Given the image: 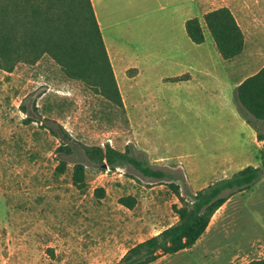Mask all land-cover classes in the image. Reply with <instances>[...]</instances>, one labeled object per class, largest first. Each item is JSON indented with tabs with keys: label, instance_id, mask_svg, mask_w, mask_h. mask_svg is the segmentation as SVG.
<instances>
[{
	"label": "rangeland",
	"instance_id": "374dc122",
	"mask_svg": "<svg viewBox=\"0 0 264 264\" xmlns=\"http://www.w3.org/2000/svg\"><path fill=\"white\" fill-rule=\"evenodd\" d=\"M234 5L245 10L246 37L245 50L234 61L254 68L264 60V0H237ZM249 20L253 25L245 29ZM191 44L192 57L200 55L207 68L220 72L215 46L209 41ZM224 62L223 72L233 78L236 71ZM134 72L130 68L127 74ZM159 73L153 70L136 83L120 80L126 122L93 90L67 79L47 56L10 73L0 69V264H113L130 246L174 223L172 206L181 205L179 196L189 199L218 179L210 176L213 172L261 165L263 142L236 122V107L226 103L228 99L233 106V90L223 88L219 107L201 91L190 95V107H172V93ZM146 88L157 90L158 109L138 106ZM21 104L30 113L38 106L42 118L62 125L78 147L108 142L123 150L133 144L152 167L171 178L152 180L126 166L101 170L81 151L57 173L58 138L44 127L48 121H25ZM201 108L208 110L210 120ZM75 161L85 165L82 189L72 183ZM97 188L103 189L101 197ZM230 192L195 246L149 264H247L264 257V170L249 188ZM126 196L133 199L132 207L120 202Z\"/></svg>",
	"mask_w": 264,
	"mask_h": 264
},
{
	"label": "trees",
	"instance_id": "16d2710c",
	"mask_svg": "<svg viewBox=\"0 0 264 264\" xmlns=\"http://www.w3.org/2000/svg\"><path fill=\"white\" fill-rule=\"evenodd\" d=\"M185 30L196 44L204 41V30H207L223 60L235 58L244 47L243 32L225 6L206 12L202 22L196 17L188 19ZM44 56L53 60L67 79L79 81L93 90L128 122L90 0H0V69L10 73L18 65H34ZM232 100L240 116L254 130L256 139L263 142L261 165H246L231 176L190 194L189 199L179 196L178 187L172 185L181 201V205L172 206L177 220L130 246L113 264H149L161 255L192 247L230 191L249 188L260 177L264 170V65L234 87ZM20 109L26 115L25 121L49 122L44 127L59 140L55 148L57 173H63L69 159L81 151L101 170L126 166L152 180L171 178L165 170L152 167L146 154L133 144H126L123 150L108 142L103 146L78 147L62 125L55 120H44L35 104L32 114L24 104ZM84 175V163L75 161L71 179L80 189L85 186ZM95 193L101 197L103 189L97 188ZM120 202L132 207L134 201L126 196ZM247 264H264V257L251 259Z\"/></svg>",
	"mask_w": 264,
	"mask_h": 264
},
{
	"label": "crops",
	"instance_id": "0c3cea01",
	"mask_svg": "<svg viewBox=\"0 0 264 264\" xmlns=\"http://www.w3.org/2000/svg\"><path fill=\"white\" fill-rule=\"evenodd\" d=\"M90 1L125 110L127 109V105L119 83L120 80L124 83L125 81L136 83L140 79H144L151 71L159 69V71L161 70V73L158 75L159 79L166 82L169 91L172 93L169 101L172 107L179 104L190 107L191 104L188 98L195 91H201L200 93L203 94L205 99L209 100L210 103H214L216 107H219L220 104H217V101L224 87L228 91L233 90L243 79L254 74L264 65V60L254 68H251L250 62L239 63L234 61L243 53L246 44L244 23L241 19V14L245 10L241 12L235 8L234 1L237 0ZM223 6L229 8L244 35L242 52L234 59L226 60L230 62V67L234 68L233 71H236L233 74V78L230 77L228 71L223 72L225 60L218 53L219 58H217V62L220 68V72L218 73L207 68L205 60L200 55L192 57L190 49L193 42L185 30V23L188 19L196 17L202 22V17L206 12ZM252 21L249 20L247 22L245 29L253 25ZM208 41L214 47L210 34L207 30H204V41L198 45ZM130 68L135 69L132 76L127 74ZM196 68H199V71ZM194 69L200 74V77L195 75ZM175 77H178V79H173ZM156 91L144 89L140 94L141 99L138 102V106L141 108L149 107L150 110L158 109L160 103ZM226 103L232 108L235 106L234 103L232 106V103L228 99H226ZM201 110L205 111L204 114L207 119L210 120L212 118L208 110L203 108ZM233 111L235 112L236 122L240 126L250 127L240 116L236 108ZM141 121L142 123L146 122V118ZM252 131L253 135H255L253 129ZM214 152H209V156L211 157ZM240 169L234 170L229 174L215 171L210 176H216L218 179L226 178ZM199 239L193 246L198 243Z\"/></svg>",
	"mask_w": 264,
	"mask_h": 264
}]
</instances>
